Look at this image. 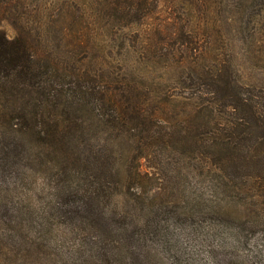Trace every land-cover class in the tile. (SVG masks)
Segmentation results:
<instances>
[{"label":"trees","instance_id":"obj_1","mask_svg":"<svg viewBox=\"0 0 264 264\" xmlns=\"http://www.w3.org/2000/svg\"><path fill=\"white\" fill-rule=\"evenodd\" d=\"M136 2L142 17L145 1ZM11 6L14 0H0V20ZM76 37L71 48H86L82 34ZM72 66L38 53L24 31L10 37L0 28V181L37 173L51 196L41 204L47 216H32L36 193L15 206L22 219L14 205L5 208V228L37 233L27 243L56 247L58 264H180L171 234L182 222L207 253L201 264H264L261 244L240 250L247 237H229L216 222L231 218L235 200L254 206L253 214L243 210L242 223L264 219V200L257 207L244 199L264 192V95L254 97L230 74H189L188 89L208 101L170 120L151 109L148 91L141 98L122 76L76 74ZM216 112L225 120L212 121ZM166 150L171 170L156 176L148 154ZM143 158L150 170H142ZM190 164L216 179V188L192 184Z\"/></svg>","mask_w":264,"mask_h":264},{"label":"rangeland","instance_id":"obj_2","mask_svg":"<svg viewBox=\"0 0 264 264\" xmlns=\"http://www.w3.org/2000/svg\"><path fill=\"white\" fill-rule=\"evenodd\" d=\"M138 1H145L142 17H137L133 11L138 5L136 0H14L7 17L0 20V28L10 37L24 31L38 53L47 52L59 63L72 61L71 73L80 74L85 70L86 74L97 78L109 74L122 76L141 98L148 91L150 97L146 102L151 109L155 106L158 114L170 120L184 119L192 112V106L208 101V95L205 99L195 98L194 91L188 89L189 74H230L234 82L248 85L254 97L264 95V0ZM80 34L86 48L72 49V42ZM213 116L212 121L226 118L221 112ZM170 153L166 150L148 154L158 166L156 176L163 177L161 173L171 170V163L167 162H171ZM157 154L162 156L160 164ZM151 160H141L142 170H150ZM191 164L186 168L190 182L200 190L215 189L216 179L207 171L192 169ZM39 176L37 173L29 178L19 175V178L0 181V215L5 208L14 205V216L22 219L15 206L27 204L36 193L30 204L32 216H47L46 212L42 214L41 204L50 199V189ZM247 193L244 199L257 201L255 206L259 207L264 192L252 199L257 191ZM165 195L173 199L168 189ZM169 204L173 205L170 201ZM230 205L231 218L227 222L221 219L216 222L224 223L229 237L243 234L244 240L247 237L246 243H238L240 250L245 251L254 243L264 249V219L256 220L254 225L251 215L247 223H242L241 219L245 215L243 210H252L254 206L238 200ZM205 219L215 221L211 217ZM2 220L0 216V264H58L54 259L56 247L47 241L44 242L48 245L42 247L30 246L31 236L35 238L37 233L28 228L24 236L15 230L8 231ZM176 226L179 227L171 234L175 241L171 246L177 252V262H204L207 253L196 244V235L189 233V227L182 222ZM154 240L157 241V237ZM160 256L161 261L166 260L165 252ZM206 264H212V260Z\"/></svg>","mask_w":264,"mask_h":264}]
</instances>
